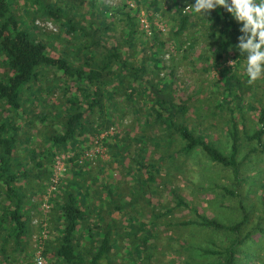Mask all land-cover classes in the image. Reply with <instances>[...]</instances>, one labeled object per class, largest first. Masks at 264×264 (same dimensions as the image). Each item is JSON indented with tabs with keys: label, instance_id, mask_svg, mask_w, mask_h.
Returning a JSON list of instances; mask_svg holds the SVG:
<instances>
[{
	"label": "trees",
	"instance_id": "obj_1",
	"mask_svg": "<svg viewBox=\"0 0 264 264\" xmlns=\"http://www.w3.org/2000/svg\"><path fill=\"white\" fill-rule=\"evenodd\" d=\"M26 1L34 6L38 14L62 23L66 35L81 34L86 43L82 46L85 51L82 63L75 64L73 58L51 55L48 47L38 41L31 31L21 28L16 15L19 2L0 0V106L5 111H0V257L5 264H33L30 239L34 228L30 224V215L38 204L32 201L36 192L47 186L50 178L45 185L43 180L47 179V167L55 161L57 153L72 151L74 157L67 160L71 180L62 183L53 196V207L46 220L53 240L47 241L43 255L50 264H149L158 249L152 247L151 242L152 239L159 242L158 236L154 237L155 231L159 227L170 230L177 225L182 229L199 227L209 231L208 236L216 237L208 247L198 248L208 257L205 264H264V76L249 84L244 71L245 58L232 48L234 46L229 47L237 43L239 26L229 19L223 9L213 11L206 18L186 12L184 9L194 0H132L133 8L123 5L111 15L113 18L120 16L124 28L123 38L109 47L99 33L111 29L112 25L102 28L93 22L101 0H87L93 8L89 28L75 23L62 8L45 4V0ZM102 7H105V12L101 13L104 18L108 8L103 4ZM156 15L164 32H160L159 26L153 22ZM142 19L151 22L149 33L153 35L150 45L146 44L149 33L146 34ZM190 28H198L200 35L197 42L207 44L209 41L211 54L203 56L207 63L199 69L202 72L218 71V77L212 83V88L216 90L212 89L207 94L213 110L205 116L218 111L219 116L225 119L224 123L229 125L220 130L228 140L224 146L189 119L192 118L190 107L177 94L174 81L176 58L171 57L169 67L161 58L163 52L171 53V48L179 53L193 46L196 40L190 35ZM224 35L229 37L227 43L223 40ZM138 52L141 53L140 59H135L133 55ZM229 62L233 64L228 65ZM43 68H53L56 72L54 81L63 84V110L66 113L58 124L60 131H54L48 137V147L32 143V136L41 131L36 129L30 112L26 110L27 102L23 101L26 93L39 82ZM123 107L128 112L132 109L150 117L149 130L157 133L158 140L153 152H165L158 160L152 158L154 153L146 160L143 155L148 153L145 148L147 140L145 137L144 140H136L138 145H142L137 155L140 161L134 162L138 169L128 167L130 174L136 172L134 179L142 185L160 183L165 190L163 182L166 181L161 175L163 170L164 173L169 171L168 175L173 179L181 174L185 166L183 162H178L180 157L201 155V164L216 168L225 175V181L219 184L208 179V186L197 190L207 193L212 188V205L229 212L226 221L196 213L197 219L164 224L162 220L165 216L155 212L152 202L148 203L151 207L149 212L139 210L133 215L131 206L138 203L135 201L137 189L134 198L125 201L116 187L106 181L101 182L97 179L99 176L91 178L89 161L82 166L78 164L80 156L94 147L99 136L111 131L112 136L115 135V121L123 116V111L117 112ZM245 108L250 113H257L256 123L245 114ZM6 110L15 115H8ZM17 117L18 122L15 120ZM35 119L45 125L47 116L35 115ZM32 127H35V134ZM28 131L31 136H26ZM109 137L98 140L105 150L108 147L109 150L115 149V143H119L118 136ZM23 145H29V149L25 150L27 156L20 159L16 157L17 151ZM119 158L124 159V156L119 154ZM46 161H50L48 166ZM164 164H167L165 168ZM211 167L201 166L202 173L210 171ZM143 169L147 175L145 180L139 175ZM95 184H98L97 188L93 187ZM259 189L262 193H258ZM147 191L151 196L161 192L160 188L146 186L142 193ZM169 192L173 196L169 215L176 210L195 213V205L188 204L181 195L176 196V190ZM252 196L254 199L250 198ZM130 211L134 219L143 220L137 226L130 225L131 233H125L117 229L109 216L121 214L128 218ZM132 231L140 237L131 240L130 251L121 258L118 240L124 233L129 237ZM141 241L151 243L147 246ZM136 243L137 260L132 254Z\"/></svg>",
	"mask_w": 264,
	"mask_h": 264
},
{
	"label": "rangeland",
	"instance_id": "obj_2",
	"mask_svg": "<svg viewBox=\"0 0 264 264\" xmlns=\"http://www.w3.org/2000/svg\"><path fill=\"white\" fill-rule=\"evenodd\" d=\"M17 1L19 2V9L16 15L18 16L21 28L28 29L35 35V38L38 41L43 42L48 47L49 54L73 58L75 64L82 63L84 61L83 59L85 51L82 50V46L86 43V38H84L83 35L78 33L66 35L67 33H64L61 26L62 23L55 22L46 15L38 14L37 12H35L37 10L34 8V6H30V4L26 0ZM44 3L49 4L51 7L62 8L65 11L66 16L71 18V20H73L75 23L80 24L81 26L84 25L87 28L90 27L88 25L90 21L89 17L91 16V11L93 10V8L89 6L87 0H45ZM130 3H133L132 0H101L98 11H95L94 14H96V16L93 20L94 25L102 28L106 27L107 24L112 25L110 27L111 29L103 30L99 33L100 38L106 43L107 46H114L116 42L120 41L123 38L124 25L121 17L118 16L117 18H113V16L111 15L115 14V12L122 8L123 5L129 6ZM102 4L108 8L104 18H102L101 16V13L105 12V7H102ZM36 7L38 6L36 5ZM143 21L144 24L148 23V26L150 27L151 22H149V20L144 19ZM153 22L155 26H159L158 29L160 32H164L163 26L160 24L162 22L158 21L157 15L153 17ZM149 31L150 28L148 32L146 31V34L149 33ZM189 31L192 38L196 40L193 46H189V49H186V51L184 48L183 50H180L179 53L171 48L170 50L172 52H163L161 58L162 60H164L166 66L168 67L170 65L171 57L176 58L174 68V81L177 86V94H179V97L187 102L188 107H190V114L192 118L189 119L192 120L193 123H197L201 130H206V134H208L211 139H217L218 141H220V144L224 146L228 140L226 138V135L224 133H221L220 130L225 129V126L229 125L224 123L225 119L219 116L218 111H216V114L214 115H210L208 117L205 116L207 115V113H212L213 104L208 101L207 94L213 89L212 83L218 77V71L211 70L210 72H202L199 69L202 64L207 63L206 58H203V56L211 54V51L209 49V41H207V44H205L204 41L197 42L200 35L198 28H190ZM152 35L153 34L151 33L148 34L146 38L147 45H150ZM145 52H148V50H145ZM140 55L141 53L138 52L133 56L135 59H140ZM227 64L232 65L233 63L229 62ZM0 73H2L1 68ZM164 73H166V71L163 72V74ZM55 75L56 72L53 68L41 69L39 74V82L35 84L32 87V90L26 93L23 98V101L25 103L27 102L26 106L30 107L29 112L30 117L33 119V124L36 126V129L41 131L40 134L36 132V135L32 136V143H35V145H44L48 147V137L54 131H60L59 125L62 122L61 118L66 114L64 112L59 113V111L63 110L65 101L63 97L64 87L62 83L54 81ZM27 94H29V96ZM257 95L259 96V94ZM54 106L57 107L54 109ZM200 108L203 111L200 110ZM2 110L3 108L0 106V111ZM6 111L9 112L8 115H15L9 110ZM121 111H123V116L116 120L114 124V132L116 133L114 136L110 137L115 138L116 136H118L119 143H115V149L109 150V147L107 146L108 150H106L105 157L102 159H98L95 163L92 164L91 178L93 179L95 178V176H99V178L97 179H100L101 182L106 181L110 184V186L116 187V191L118 193H121L122 199H125V201H130L132 198H134V191L136 192L138 190L135 196V201H138V203L131 206L133 215L138 214L139 210L149 212L148 209H151V207H149L148 203L152 202V206L156 210L155 212L157 214H163V216H165L164 220H162V223L164 224L169 221H179L180 223H182L186 220L197 219L196 213L204 215L209 219L217 218L222 222L226 221L229 216V212L223 211L221 209L218 210L217 207L212 205L214 197V191L212 190V188L210 187L206 191L207 193L199 192V190H197L208 186V179L216 181L219 184H222L225 181V175L216 170V168L214 169L210 165L207 167L205 163L201 164V155H194L187 158L180 157L178 162H183L185 166L181 169V174L175 176L173 179H171V176L168 175L169 171H165L164 173L163 170L161 175L164 177L163 180L166 181L163 182V186L166 188L165 190L161 188L162 185H160V183L159 185L155 183H153L152 185H142L139 184L138 179H134V174L136 172L133 171L130 174V172L128 171V167L132 166V168H134V170L136 171L138 169V165L134 162H136L137 160L140 161L137 155L138 150L142 145H138L136 140L143 139V137H145V139L147 140V142L145 141V148L147 149L148 153L147 155H143L146 160L151 157L153 153L155 155H153L152 158L158 160L160 155H162V153L165 154V152H161L160 150L158 151V153L153 152L154 146L157 145L158 140L156 138L157 133L155 131L149 130V116L141 115L139 111L138 113H135L132 109H130V112H128L126 111V107H123L117 113L119 114ZM244 111L245 114H247L248 117H251L256 123L257 113H250L247 108H245ZM3 112L5 111H2V113ZM40 114H45L47 116L45 125H41L39 121L35 119V115ZM224 114L226 115L227 113L225 112ZM198 115L200 117H198ZM57 116H59V118ZM18 117L20 118L21 116ZM17 118H15V120L18 122L19 118ZM19 124H21V122ZM32 128H34L33 133L35 134V127ZM239 130H241L240 126ZM28 133L29 134H26V136H31V133L29 131ZM126 136L129 137V140ZM138 136L142 137L139 138ZM31 147H33V145ZM26 149H29V145H27V147L26 145H23L22 147L20 146L17 151L16 157L20 159L21 157H26ZM61 154L62 153H57L56 156ZM119 154L121 156H124V159H120ZM41 160H44L43 156ZM167 160V163H169V159ZM27 161L29 162V159H27ZM50 161H46L47 166L50 164ZM53 164L54 162L51 163L49 167H47L49 175L47 179L44 178L43 185H45L46 181L50 178L49 176L52 172ZM136 165L137 167H135ZM166 166L167 164H164L163 167L165 168ZM201 166H203V168L211 167V170L209 169L210 171H203L204 173H202ZM172 172L174 171H171L170 173ZM216 172L219 173L217 174ZM71 174V171L67 170L62 181L65 182L67 180H71ZM246 174L250 176V173L247 172ZM139 175L142 176V180H145L147 178L144 169L141 170ZM62 181L59 183L60 186H62ZM157 182L160 181L158 180ZM97 185L98 184H95L93 187L97 188ZM140 185L142 188L140 187ZM146 186L147 188L151 187L153 189L160 188L161 192L155 196H151L149 191H147L146 194H143L142 190H145ZM249 188H251L250 185ZM46 189L47 187H45L44 190L36 192V197L32 202L37 203L38 206L36 209H32L34 216L32 220H41V217H39L41 215V202L43 197H45ZM170 190H176L179 193L178 194L176 192V196L181 195L186 200V202H188V204L195 205V213H189L187 210H176L172 215H169V207L173 206V204H171L173 202V196L169 192ZM258 193H262V190L259 189ZM250 198L254 199L253 196ZM97 209H99V206ZM125 212L126 211H124V213ZM132 214L130 211V216L128 218L122 216L121 214H112L109 216V219L113 218V221L115 222L118 230L122 232L126 231L125 233H131V231H129V226H137L143 220V218L142 220L141 218L134 219L132 217ZM149 220L150 219H148V221ZM31 226L34 228V233L30 239V247L33 250V237L37 236L40 230L34 225ZM125 227H128V229H125ZM159 228V230L155 231L157 233L153 232L155 234L154 237L158 236L159 242H156V240L153 241V239L151 240L153 244L152 247L155 246L158 247V249L156 251L155 257L149 264H190L189 262H192L191 264H205L207 262L208 257H205L202 252L198 251V248L208 247L210 241H213V239L216 238L215 236H208L207 233H210L209 231H205L199 227L194 226L182 229L178 225L171 228L170 230L164 227ZM132 232V235L130 234L129 237L124 233V236L120 240H118V245H121V247H118V254L121 258L127 256L128 252L130 251V242L132 243L131 240L135 239V237H140V235L135 231ZM48 236L51 240H53V238L50 237L51 234L49 231ZM151 242L141 241L140 243H146V245L149 246ZM133 246L134 247L132 250V254L134 259L137 260V243ZM8 248L12 247L9 246ZM8 251H10V249H8ZM0 264H5V260H2L1 257Z\"/></svg>",
	"mask_w": 264,
	"mask_h": 264
},
{
	"label": "clouds",
	"instance_id": "obj_3",
	"mask_svg": "<svg viewBox=\"0 0 264 264\" xmlns=\"http://www.w3.org/2000/svg\"><path fill=\"white\" fill-rule=\"evenodd\" d=\"M217 9H223L229 19L239 26L237 43L230 44L229 47L234 46L232 48L245 58L244 71L248 83L252 84L264 76V0H194L184 10L206 18ZM223 40L227 43L229 37L224 35ZM70 153L74 155V152ZM98 159L89 161V165ZM49 240L51 239L47 241Z\"/></svg>",
	"mask_w": 264,
	"mask_h": 264
},
{
	"label": "built area",
	"instance_id": "obj_4",
	"mask_svg": "<svg viewBox=\"0 0 264 264\" xmlns=\"http://www.w3.org/2000/svg\"><path fill=\"white\" fill-rule=\"evenodd\" d=\"M129 7L133 8L134 4L130 3ZM144 19L141 20V23L144 26L145 30L148 32L149 30V24L146 23L144 24ZM50 25V24H48ZM113 131L109 133H105L104 135L102 134L99 136L97 139L99 140H104L106 137L108 138L109 136L112 137ZM98 140L95 142V145L91 150L84 151L83 154L80 156L78 160V164L82 165L85 161H94L98 158H104L105 156V148L102 146L101 141L98 142ZM74 155L71 153L68 154H61L55 157V161L53 164V169L51 172V177L50 180L47 184V189L45 192V197H43L42 202H41V215L42 218L40 221L38 220H33L32 225H34L36 228H39V233L37 236H34V245H33V252H34V257L33 261L34 264H50L48 260L45 258L43 255L44 252V245L47 242L49 236H48V215L51 211L52 206V201H53V196L57 193L59 187H60V182L63 180L65 177V174L67 172V165H68V159L73 158Z\"/></svg>",
	"mask_w": 264,
	"mask_h": 264
},
{
	"label": "crops",
	"instance_id": "obj_5",
	"mask_svg": "<svg viewBox=\"0 0 264 264\" xmlns=\"http://www.w3.org/2000/svg\"><path fill=\"white\" fill-rule=\"evenodd\" d=\"M41 101H43V100H41ZM41 101H39V102H41ZM29 109H30V107H27V112H29ZM32 111V110H31ZM33 112H34V110H33ZM64 112V110H62V111H60L59 113H63ZM90 168H92V165L90 166ZM30 217H31V219H30V224L32 225V219L34 218V216H33V211H31V215H30ZM39 217H41L42 218V215H40Z\"/></svg>",
	"mask_w": 264,
	"mask_h": 264
}]
</instances>
